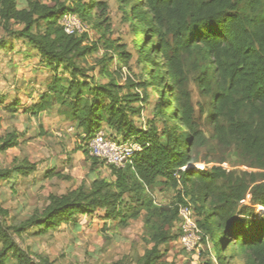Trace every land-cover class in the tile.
I'll use <instances>...</instances> for the list:
<instances>
[{"label": "trees", "instance_id": "1", "mask_svg": "<svg viewBox=\"0 0 264 264\" xmlns=\"http://www.w3.org/2000/svg\"><path fill=\"white\" fill-rule=\"evenodd\" d=\"M70 1L71 7H65L58 0H26L25 7L18 8L15 0H0L4 32L13 40L30 43L54 70L64 65L69 72L66 86L53 78L48 93L32 111L36 114L53 104L66 103L70 109L67 117L81 130V140H86L78 148L88 154V141L103 122L121 140L137 141L141 150L130 165L110 166V179H96L89 187L50 195L41 210L22 222H14L9 211L0 207V264L8 256L18 264H41L17 245L12 233L19 235L30 228L43 233L74 221L78 215L124 223L131 214L137 216L139 208L146 211L153 245L135 264H175L165 259L158 246L178 237L171 231L177 210L152 205L140 193L152 187L157 178L172 187L191 186L186 195L201 216L200 226L218 239L213 248L218 264H233L238 259L241 264H264V175L250 173L249 181L244 182L221 167L201 172L188 167L196 162L191 154L203 137L192 118L194 108L185 91L189 75L184 68V60H190L197 87L211 98L217 139L250 157L253 168L264 170V0H117L125 18L141 30V41L136 40L134 46H140L138 65L148 66L146 78L127 83L131 91L124 94L116 84L91 86L83 79V69L75 59L83 58L89 47L83 35H68L58 23L68 12L88 21L90 10L103 14L107 2ZM14 23L21 28L13 29ZM165 77L155 107L164 127L143 132L131 118L136 109L130 104L147 100L152 96L150 90ZM132 88L145 94L139 95ZM176 126L182 135L176 134ZM14 138L3 139L0 152L13 147ZM15 170L24 174L29 169L20 165ZM10 172L0 170V180L8 178ZM247 192L250 204L244 202ZM125 193L135 201L133 207L127 205ZM257 205L263 209L259 213L254 212Z\"/></svg>", "mask_w": 264, "mask_h": 264}, {"label": "rangeland", "instance_id": "2", "mask_svg": "<svg viewBox=\"0 0 264 264\" xmlns=\"http://www.w3.org/2000/svg\"><path fill=\"white\" fill-rule=\"evenodd\" d=\"M58 1L65 7H71L70 0ZM100 1L108 4L103 14L92 9L88 21L75 14L86 29L78 36L83 35L84 44L89 47L87 54L75 61L83 69V79L91 86L110 82L120 86L124 94L128 89L131 91L127 83H139L146 78L144 73L148 66L138 65L140 46H134L136 40L141 41V30L125 18L120 2ZM15 2L18 8L26 5V0ZM12 28L20 29L21 25L14 23ZM0 44L3 45H0V143L12 135H15L13 141L16 140L13 147L0 152V170L11 171L8 178L0 180V207L8 210L10 217L18 223L41 210L50 195L64 194L82 185L89 187L96 179H110L112 168L101 162L94 163L87 152L78 148L86 140H81V130H77L75 122L67 117L70 109L66 103L53 104L36 114L32 111L39 98L48 93L54 77L61 79L66 86L69 72L65 66L60 65L54 70L30 43L22 39L13 40L1 25ZM116 47H119L118 51L114 49ZM184 68L189 75L185 91L194 108L192 118L203 137L191 154L196 162L188 167L195 172L210 170L213 166L221 167L228 175L232 174L233 178L244 182L249 181L250 173L264 175V170L253 168L250 157L235 147L224 146L217 139L211 98L197 87L190 60H184ZM166 80L165 77L163 83L150 90L152 96L147 100L130 104L136 109L131 118L143 132L151 127L159 130L164 127L155 107L160 99L158 92L162 91ZM132 89L139 95L145 94L142 89ZM170 103L172 106L173 101ZM98 131H102L106 138L121 140V136L116 137L105 122ZM175 131L177 135L183 133L179 126ZM135 143L141 150V145L137 141ZM20 165L29 170L24 174L17 172L15 169ZM217 183L222 184V180ZM190 187L182 189L180 184L172 187L163 178H157L152 187L140 191L152 205L177 210V220L171 231L178 237L158 247L165 259L175 264H218L213 249L218 239L200 226L201 216L190 196L186 195ZM123 197L128 206L136 204L132 198L128 199L127 193ZM244 202L250 204L248 192ZM180 207H188V221L180 218ZM254 209L255 213L263 210L259 205ZM131 215L124 223L99 220L94 215H78L74 221L43 233H39L38 228H30L22 234L12 235L17 245L27 251L35 263L135 264V260L153 244L144 208H139L137 216ZM4 264L18 263L8 256ZM233 264H241V260Z\"/></svg>", "mask_w": 264, "mask_h": 264}, {"label": "built area", "instance_id": "3", "mask_svg": "<svg viewBox=\"0 0 264 264\" xmlns=\"http://www.w3.org/2000/svg\"><path fill=\"white\" fill-rule=\"evenodd\" d=\"M58 23L68 35L78 36L86 31L84 23L71 12L61 16ZM88 150L91 157L115 168H124L130 165L135 153L140 151L134 140L109 139L105 137L102 131L96 132L89 139ZM178 213L180 218H185L188 221V215L190 214L188 207H180Z\"/></svg>", "mask_w": 264, "mask_h": 264}]
</instances>
